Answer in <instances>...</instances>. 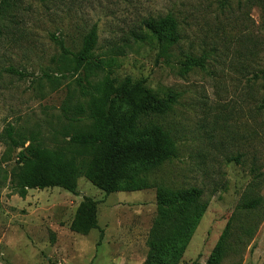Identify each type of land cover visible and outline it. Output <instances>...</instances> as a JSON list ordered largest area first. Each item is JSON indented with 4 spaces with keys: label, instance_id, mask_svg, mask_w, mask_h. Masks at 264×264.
<instances>
[{
    "label": "rangeland",
    "instance_id": "374dc122",
    "mask_svg": "<svg viewBox=\"0 0 264 264\" xmlns=\"http://www.w3.org/2000/svg\"><path fill=\"white\" fill-rule=\"evenodd\" d=\"M16 14L18 23L6 22L0 38V264H143L147 257L155 188L106 194L81 177L77 194L55 187L30 189L22 198L12 189L22 150L14 141L28 146L37 137L48 148L65 145L70 126L62 107L70 93L80 98L74 92L79 75L64 78L56 69L52 35L74 49L94 26L97 57L114 58L107 69L114 76L144 79L161 96L178 94L165 123L179 156L158 176L167 186L205 190L209 207L181 264L206 263L253 180L247 165L228 160L243 154L242 162L251 161L248 80L264 69L262 0H21ZM168 15L181 39L163 53L146 22ZM189 59L200 65L188 66ZM11 67L28 76L11 74ZM46 72L58 82L52 85ZM256 90L260 98V81ZM11 125L16 140L5 135ZM259 130L264 166V124ZM85 197L98 202L99 228L81 235L70 225ZM223 264H264V221L246 249Z\"/></svg>",
    "mask_w": 264,
    "mask_h": 264
},
{
    "label": "trees",
    "instance_id": "16d2710c",
    "mask_svg": "<svg viewBox=\"0 0 264 264\" xmlns=\"http://www.w3.org/2000/svg\"><path fill=\"white\" fill-rule=\"evenodd\" d=\"M19 4L21 0H2L0 38L8 27L6 22L18 23ZM262 4L264 7V0ZM146 28L157 39L163 53L180 42L179 24L171 15L147 21ZM52 40L59 49L58 57H54L57 71L64 78L66 73L79 75L74 92H78L80 98L73 100L74 95L70 93L62 107V115L70 126L66 129L65 145L48 148L37 137L30 138L28 146L25 141H14L22 150L16 155L12 189L22 198L30 189L55 187L77 194L81 177L106 194L155 188L157 215L149 232L148 253L143 264H181L210 201L203 188L167 186L158 176L162 166L179 156L177 138L165 123V117L178 101V94L170 92L161 96L144 79L119 80L114 76L107 70L113 66L114 58L97 57V26L74 49L55 35ZM187 65L200 63L189 59ZM8 71L21 78L28 76L13 67ZM43 76L52 85L59 80L53 73L46 72ZM259 81L262 95L257 98ZM248 82L254 106L251 119L255 122L248 133L251 161L242 162L243 154L228 161L247 165L253 180L208 261L197 264H223L234 252L244 251L264 221V196L260 192L264 166L259 146L262 142L259 129L264 124V69L254 73ZM76 123L83 125L75 128ZM5 135L7 139L16 140L17 129L11 125ZM98 228V202L85 197L70 229L88 235Z\"/></svg>",
    "mask_w": 264,
    "mask_h": 264
}]
</instances>
